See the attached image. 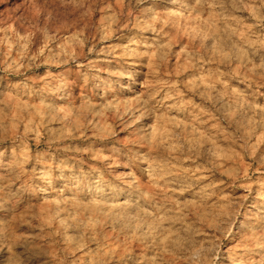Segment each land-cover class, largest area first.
Returning <instances> with one entry per match:
<instances>
[{
	"label": "rangeland",
	"instance_id": "1",
	"mask_svg": "<svg viewBox=\"0 0 264 264\" xmlns=\"http://www.w3.org/2000/svg\"><path fill=\"white\" fill-rule=\"evenodd\" d=\"M0 264H264V0H0Z\"/></svg>",
	"mask_w": 264,
	"mask_h": 264
}]
</instances>
